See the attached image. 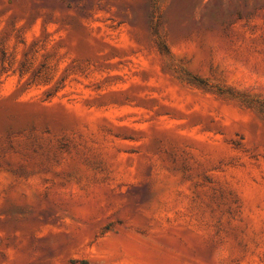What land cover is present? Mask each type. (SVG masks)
Here are the masks:
<instances>
[{
  "label": "rangeland",
  "instance_id": "1",
  "mask_svg": "<svg viewBox=\"0 0 264 264\" xmlns=\"http://www.w3.org/2000/svg\"><path fill=\"white\" fill-rule=\"evenodd\" d=\"M0 264H264V0H0Z\"/></svg>",
  "mask_w": 264,
  "mask_h": 264
}]
</instances>
